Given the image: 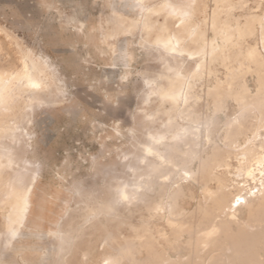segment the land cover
I'll list each match as a JSON object with an SVG mask.
<instances>
[{
    "label": "rangeland",
    "instance_id": "1",
    "mask_svg": "<svg viewBox=\"0 0 264 264\" xmlns=\"http://www.w3.org/2000/svg\"><path fill=\"white\" fill-rule=\"evenodd\" d=\"M194 1L0 0L4 59L16 69L23 60L32 58L49 76L45 81L49 89L39 96V101H31L30 95L22 93L17 102L11 103L13 108L1 110L0 121L11 129L0 141V156L10 146L15 147L19 164L10 171L2 168L4 159L0 158V179L5 177L15 186L12 189H25L27 204L24 220L11 223L10 218L17 217L11 209L16 195L0 192V264H80L90 246L99 260L102 258L99 264H118L115 250L108 249V232L98 234L106 223L110 227L124 225L120 236L129 242H143L148 234L163 241L178 232L185 239L183 242L197 243L205 227L195 212L198 205L210 203L205 191L208 185L215 188V184L185 183L189 187L186 197L174 209L169 195L178 185H172L164 196L156 198L160 182L169 181L165 177L167 172L164 170L158 179L153 168L140 164L144 161L141 150L148 138L164 131L178 136L184 131H210L211 142L202 143L207 145L208 155L211 156L214 145L226 151L222 137L245 109L243 126L238 130L242 131L239 142L254 137L264 141V111L250 108L256 101L259 73L246 59L237 58L253 48L264 57V0H198L194 15L183 19L169 16L168 7L162 10L166 5L184 7ZM237 4L240 8L232 10ZM215 13L220 21L230 23L229 33L233 36L227 46L223 45L228 33L218 31L213 21ZM251 17L258 20L253 33L240 38L235 31ZM183 20L191 23L188 35L180 32L181 25L186 24ZM198 29L205 39L200 45L189 44ZM179 35L185 37V48L200 53L194 60L187 54L167 53L159 42L167 37L173 41ZM202 58L207 63L204 73L193 79L195 63ZM40 76L44 78V74ZM177 77L183 83L175 105L162 99L159 91ZM228 81L233 90L241 84L247 86V94L243 98L234 94L224 96L222 104L216 103L211 91L216 85L223 91L228 89ZM237 149L234 153L238 157L241 147ZM233 158L228 171L213 169L212 174L226 172L223 175L233 179L238 165ZM196 165L183 168L191 171ZM22 173H28L27 185L19 182ZM246 180L236 181L241 186H254L250 179ZM140 184L143 191L155 197L149 209L117 203V191L136 189ZM229 213L227 210L221 215L222 219L228 220ZM136 231L141 236L132 234ZM9 236L11 242L6 245ZM203 247L199 254L202 260L191 258L188 252L180 260L211 264L217 253L210 246Z\"/></svg>",
    "mask_w": 264,
    "mask_h": 264
},
{
    "label": "bare ground",
    "instance_id": "2",
    "mask_svg": "<svg viewBox=\"0 0 264 264\" xmlns=\"http://www.w3.org/2000/svg\"><path fill=\"white\" fill-rule=\"evenodd\" d=\"M215 1L219 3V2H224L226 0H215ZM197 5H198V0H195L194 2H192V4L190 5L187 4L184 7L181 6L174 7L172 5H166L162 10L165 11V8L168 7L167 8L168 10L166 12L169 16H171L172 18L175 17L182 18L186 15L189 16L194 15ZM239 6L240 4H237L236 6H234L235 8L234 7L231 8L232 10H235ZM229 11H228V15L230 14ZM216 13L213 19L214 24H216L218 31H226V33H228L224 37L225 44L223 45V46H227L226 44H228V42L232 39L233 36L232 33H229L230 23L228 20L220 21ZM185 20L183 21L185 22ZM257 21L258 20H256V18L253 17L247 18L243 27H239L235 31V34H237L240 38H245L251 35L254 31ZM190 24L191 23L189 24L186 23L181 25L180 32H185V34L187 33L186 35H188V33L191 30ZM191 33H194V31ZM184 38L185 37H181L179 35L173 41L169 37H167V39L160 40L159 42L162 44L164 50L167 53L177 54V55L187 54L192 60H194L193 57L196 55H200V53H193V52L191 53L187 48H185V46H183ZM189 38L187 39L188 42H189ZM203 38H204V33L200 29H198L197 32L195 33V36L191 38L189 44L194 45L196 43L199 44V42L201 44V41L205 39ZM3 52H4L3 44L0 42V114L3 108H8V109L11 107L13 108V106H11V103L15 100L17 102V100L20 99L19 97H21L20 95L22 93H26L30 95L31 101L33 100L39 101V96L45 94V91L49 89L45 82L49 76L45 73V70L42 68L41 64L32 61V58L31 60L30 58H28L30 61L27 60L26 58V60H23L20 68L13 69V67L9 65V61L8 60L6 61L4 59ZM223 55H225V53ZM238 57L240 58L243 57L244 60L246 59L249 65H254L258 70L259 73L258 88L254 96L256 98V101L252 103L251 105L252 107L250 108L254 107L253 109L258 112H261V110L264 111V57L260 54L258 50L254 48L247 51L245 55L243 53H240L239 56H237V58ZM240 58L238 59L240 60ZM206 64L207 63L204 61L203 58L197 61L195 63V68L193 69V72L191 74V78L197 79L201 77L204 73V68L206 67ZM242 67L243 65H241L239 69L241 70ZM42 74H44V78L40 76ZM178 75L181 74H177V76ZM241 77L244 78L243 76ZM231 81L230 82L228 81L229 83L228 89L223 91L220 85H216L214 89L211 91V95L214 98L213 100L216 103L220 104L224 96H230L234 94L235 96L243 98L247 94L248 91L247 86L239 83L240 82L239 81L237 82V84L239 83L241 85L239 87L237 85L238 88L235 87L237 89L233 90L232 88L233 84L231 83ZM182 83H183V79L177 77L174 78L173 81L169 82V84H166L168 85L167 88H162L163 86H161L159 91L160 97L162 99H168L172 104L176 105L180 100L178 88ZM48 92L50 93V91ZM48 98L50 99L51 97ZM40 101H42V99H40ZM242 112L245 113L247 111L245 109ZM5 113L6 112H4L3 115ZM244 113H242V115L237 118V122L234 124L233 127L231 126L228 127V130L225 131V134L222 137L223 139L221 138L224 142V146H225L224 148H226V151L224 149L223 151L222 148H220V146L218 147L217 145H214L211 156H209L210 154L208 155L207 152L208 148H206L207 145L206 146L202 145V143L204 142L206 144L211 142L210 131H184L182 136H178L175 133H172L171 131H164L161 133H157L156 135H153L150 138H148L149 140L146 146L143 149L141 148L144 161L140 162V164L146 165L147 168H153V172L155 174H158L157 175L158 179H159V174H161L164 170H166L167 174L165 173L166 174L165 177H167V179L169 180L168 183L172 181L171 185H169L166 181L164 183L160 182L159 184L160 189L157 193L156 198L158 196L159 197L164 196L166 190L172 185H178L176 188H174V191L173 189H171L173 192L171 191L172 193L169 195V198L172 203V207L175 209L178 206V203L181 202V200L186 197L185 190L188 189L189 187L184 185L185 183H188L189 181H193V182H198L201 186L204 185L206 186L207 182L209 183L213 182L216 187L210 188L208 185L207 187L208 189H206L205 193L207 194L210 203L206 205L201 204L202 206L198 205L199 207L197 208L198 213L195 212L196 214H199L198 218L199 220H202V223L204 222L203 225L205 227L204 230L201 231L200 236L197 238V243L195 245H191L189 241L183 242V240L185 239L184 238L181 239L182 236L178 232L174 234L173 238L167 237L163 241H159L160 239L158 240L154 236L151 235L149 236L148 234V238H146V240L143 242L142 239L139 242L136 241L129 242L127 241L126 238L123 239V237H121L122 235L120 236L124 225L117 223L115 226L110 227L109 225L110 223L103 224V227L102 229L99 230L98 234L100 235L103 232H108L107 236L109 235L108 238H110L109 241H111V243H108L111 244L108 249L110 250V252L113 250L116 251L113 252L114 254H116L115 257L118 260V264H191V260H187L186 262H183L182 260H180V257L182 256V254H184V252L185 253L188 252V255H190L191 258L195 260L197 258H200L202 260V257H200L199 254L200 251L203 250L204 244L208 248L210 246L211 251L213 250L217 253L216 256L213 255L214 257H212L211 264H264V258H263L264 256V141L261 140L259 141L257 140V137H254L252 139L246 138L242 143L239 142V138L242 136V131H238V130H240L243 126L242 119L244 120L243 118ZM262 123L264 128V122ZM10 129L11 128H9V126H6L4 121H0V141H2L3 138H5L8 135L9 132L8 130ZM237 147L238 149L239 147H241L240 154L238 155V157L234 153V148ZM222 152H224L225 156H222ZM232 156H234L233 159L237 160L238 163V165H236L237 168L235 170V173L234 175H232L233 179L230 180L228 179L227 175H223L226 172H224L223 174H218V173L212 174L213 169L215 170L223 169L225 171H228L230 168L229 161ZM0 158L2 160L4 159L1 165L2 168L10 169V171L14 170L15 165L19 164V154L17 153L16 148L12 146H10V149L7 152L1 154ZM176 159H178V161L174 163V160ZM195 163H197L196 169L191 168V171H189L183 168L189 165L192 167V165ZM227 174L229 175L230 173L227 172ZM187 175L189 176V178L186 177ZM173 176L175 177L174 180L172 179ZM28 178H29L28 173H22L19 176V182L24 185H27L26 182L28 181ZM240 178L241 179L246 178L247 180L250 179L254 184V186L245 187L243 183L241 186L240 185L241 183H238L236 181ZM145 183L149 185L151 184L148 181H145ZM232 184L235 186H232ZM12 186L14 185L9 184L7 179L5 180V177L3 179H0V192L9 191L11 194L16 195L15 200L12 202L11 209L17 213V217L10 218L11 223L13 221H19V220L22 222L24 220L23 211H25L27 204V198L23 194L25 189H15V188L12 189ZM138 187L139 188L142 187V190L140 192H139V188L130 189V190L129 189L124 190L122 188L123 190L117 191L116 192L117 195L115 196L117 203L122 204L124 206H134L136 208L138 207L140 208L141 206L142 208L149 209V205L150 203H152L151 201L155 197L152 198L145 191H143V186L141 184L138 185ZM156 209L153 210L155 214H156ZM227 210L230 212L229 218L228 220H223L221 215L225 214ZM150 217L151 215L149 214V218ZM234 224L237 225L236 228L235 226H233ZM151 225L153 226V224ZM137 232L138 231L132 234L141 236ZM10 242H11V237L9 236L5 240V243L6 245H8ZM84 252H85L84 258L80 264H99L98 261L102 260V258L99 260V257L95 255L94 250L91 246L87 247V250H85ZM105 261L106 260H104V262ZM202 263L204 264V262H201V264Z\"/></svg>",
    "mask_w": 264,
    "mask_h": 264
}]
</instances>
